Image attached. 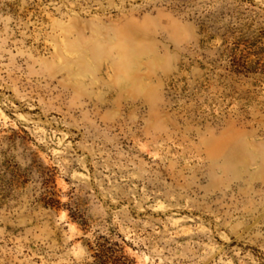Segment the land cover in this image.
<instances>
[{
  "label": "rangeland",
  "instance_id": "1",
  "mask_svg": "<svg viewBox=\"0 0 264 264\" xmlns=\"http://www.w3.org/2000/svg\"><path fill=\"white\" fill-rule=\"evenodd\" d=\"M0 264H264V0H0Z\"/></svg>",
  "mask_w": 264,
  "mask_h": 264
},
{
  "label": "trees",
  "instance_id": "2",
  "mask_svg": "<svg viewBox=\"0 0 264 264\" xmlns=\"http://www.w3.org/2000/svg\"><path fill=\"white\" fill-rule=\"evenodd\" d=\"M12 176H13L14 178H16V175L13 174V172H12ZM13 185H14V181H10V182L7 183L8 188L12 187ZM100 258L102 259L103 256L101 255ZM101 263H103V262L101 261Z\"/></svg>",
  "mask_w": 264,
  "mask_h": 264
}]
</instances>
